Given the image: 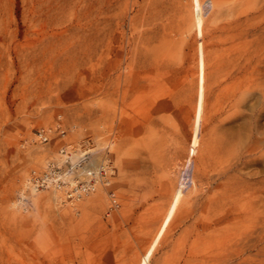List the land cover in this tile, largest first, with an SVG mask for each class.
<instances>
[{"label": "rangeland", "instance_id": "rangeland-1", "mask_svg": "<svg viewBox=\"0 0 264 264\" xmlns=\"http://www.w3.org/2000/svg\"><path fill=\"white\" fill-rule=\"evenodd\" d=\"M0 264H264V0H0Z\"/></svg>", "mask_w": 264, "mask_h": 264}, {"label": "built area", "instance_id": "built-area-1", "mask_svg": "<svg viewBox=\"0 0 264 264\" xmlns=\"http://www.w3.org/2000/svg\"><path fill=\"white\" fill-rule=\"evenodd\" d=\"M57 130L61 135L65 134V129L61 126V124L57 126ZM52 134L53 129L51 127L41 128L37 132V135L42 141H49ZM61 152L64 155L63 165L61 166L53 161L50 162L43 170H34L30 178V183L35 189L48 187L64 189L68 198L75 200L80 198L84 192L93 189L96 181L93 177L85 179H77L74 177L70 180L69 176L74 172L75 166L80 161H73L72 154L66 144L62 145ZM64 165L65 167H63ZM107 172L108 170L106 168H101L100 175L102 181L105 180V182L109 184L110 178L105 175Z\"/></svg>", "mask_w": 264, "mask_h": 264}, {"label": "bare ground", "instance_id": "bare-ground-1", "mask_svg": "<svg viewBox=\"0 0 264 264\" xmlns=\"http://www.w3.org/2000/svg\"><path fill=\"white\" fill-rule=\"evenodd\" d=\"M99 165H100V167L99 168L96 167V169L91 173V177H93L94 180L98 179V176L100 175L101 168H105L108 165V162L104 161V162L100 163ZM260 240H262V238ZM256 243H258V242L252 243L251 245L257 246L258 244H256Z\"/></svg>", "mask_w": 264, "mask_h": 264}]
</instances>
